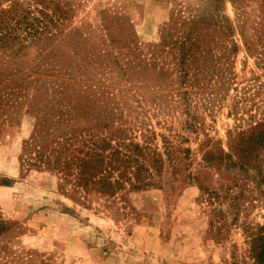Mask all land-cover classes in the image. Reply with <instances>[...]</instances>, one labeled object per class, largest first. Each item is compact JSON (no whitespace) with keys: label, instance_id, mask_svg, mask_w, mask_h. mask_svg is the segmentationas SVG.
<instances>
[{"label":"rangeland","instance_id":"374dc122","mask_svg":"<svg viewBox=\"0 0 264 264\" xmlns=\"http://www.w3.org/2000/svg\"><path fill=\"white\" fill-rule=\"evenodd\" d=\"M22 8L62 15L59 38L74 45L63 42V58L82 62L84 51L131 65L136 80L116 70L89 91L107 105L100 130L125 138L100 167L115 165L112 187L98 182L101 172L64 181L54 167L28 165L36 92L14 111L0 99V264H264V185L238 149L242 131L264 122V66L245 45L256 32L264 41V0H0V11ZM189 28L210 53L232 48L213 58L229 82L203 70L198 83H182L162 42ZM56 41L0 50V94ZM6 63L14 69L2 71Z\"/></svg>","mask_w":264,"mask_h":264},{"label":"trees","instance_id":"16d2710c","mask_svg":"<svg viewBox=\"0 0 264 264\" xmlns=\"http://www.w3.org/2000/svg\"><path fill=\"white\" fill-rule=\"evenodd\" d=\"M40 2L44 3V1ZM40 12L41 16L30 17V10L25 8L0 11V50L3 53L13 55L12 52H14V55H17L18 50L22 51L29 45L38 46L39 43H47L55 37L57 39L55 45L48 51L51 56L45 55L46 59H41L35 64L30 69L31 74L10 79L9 83L3 87V94H0V99H5L3 100L4 108L14 111L19 106L30 102L28 98L30 89L36 92V100L34 103L30 102L31 105L28 107L29 113L34 118V127L31 135L23 142L22 156L30 166L56 168L64 181L72 175H75L76 182L87 181L95 173L101 172L104 176L100 177L98 182L102 186L112 187L115 181L111 180V170L115 169V165H106L101 171L100 167L103 166L107 157L120 153L117 147L123 144L124 141H121L123 136L117 137L119 131L109 130L107 131L109 136H106L104 135L106 130H100V125H103V129L109 127L106 121L109 115L106 113L107 108L104 107L107 105L104 104V100L96 99L89 91L93 89L94 92H101L100 88H96L98 84L94 82L106 80L108 75L116 70L127 82L136 80L132 77V66L125 67L117 61L106 62L100 56L94 61L93 58H89L88 53L78 48L70 49L73 55L83 51V61L76 63L68 61L62 57L64 46L62 44L65 42L70 47L74 45L65 40L67 33L63 35V38H59L62 34L57 28L62 15L56 12L48 15L44 10ZM192 29H187L176 39H172L171 35L162 42L177 60L176 70L179 77L183 78L182 83L189 80L192 84L198 83L199 74H203V70L206 76L214 77L213 74L216 73L215 79L219 80V83L229 82L227 76L216 70L217 65L213 58L222 57L227 51L231 52L232 48L221 45L222 54L210 53ZM262 40L261 34L256 32L245 41L246 47L260 54L257 56L260 66H264V41ZM258 42L261 44V51L256 49L255 45ZM45 50L46 47H43L40 52ZM63 54L66 55L65 52ZM201 58L205 62L203 68H200L203 65ZM6 69L12 71L14 68H10L6 63L2 71ZM190 69L193 70L192 75L189 74ZM15 70L21 69L15 68ZM220 70L222 71L223 67H220ZM0 82H3L2 79ZM112 110L115 112L116 109L111 108ZM78 119L80 124L76 123ZM87 121L93 123L88 125ZM113 140L117 141L116 146L112 145ZM239 146V151L245 159L250 161L244 164L246 171L254 169L258 183L264 185V122L244 129ZM108 149L112 151L106 154ZM262 193L264 194V190ZM256 249H258L257 258L260 263H263L264 237L260 236L256 240Z\"/></svg>","mask_w":264,"mask_h":264}]
</instances>
